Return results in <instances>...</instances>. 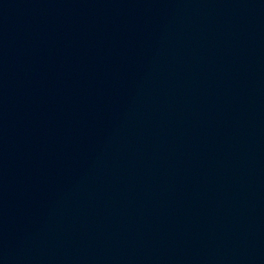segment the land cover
<instances>
[{"label": "water", "instance_id": "95a60500", "mask_svg": "<svg viewBox=\"0 0 264 264\" xmlns=\"http://www.w3.org/2000/svg\"><path fill=\"white\" fill-rule=\"evenodd\" d=\"M0 264H264V0H0Z\"/></svg>", "mask_w": 264, "mask_h": 264}]
</instances>
